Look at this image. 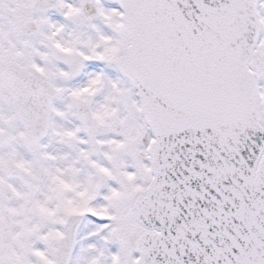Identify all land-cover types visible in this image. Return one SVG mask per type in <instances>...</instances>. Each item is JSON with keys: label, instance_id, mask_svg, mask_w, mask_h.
<instances>
[{"label": "snow or ice", "instance_id": "obj_1", "mask_svg": "<svg viewBox=\"0 0 264 264\" xmlns=\"http://www.w3.org/2000/svg\"><path fill=\"white\" fill-rule=\"evenodd\" d=\"M114 2L0 0V264H264V0Z\"/></svg>", "mask_w": 264, "mask_h": 264}, {"label": "rangeland", "instance_id": "obj_2", "mask_svg": "<svg viewBox=\"0 0 264 264\" xmlns=\"http://www.w3.org/2000/svg\"><path fill=\"white\" fill-rule=\"evenodd\" d=\"M102 3L107 8H115L116 7V5H115L113 0H102ZM54 18L59 19V17L55 16V15H54ZM97 23H99V22L97 21ZM101 27H103V26L101 25Z\"/></svg>", "mask_w": 264, "mask_h": 264}]
</instances>
